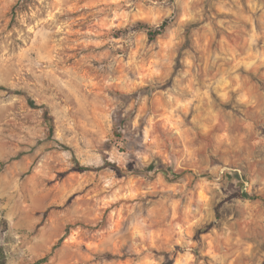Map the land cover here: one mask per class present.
Here are the masks:
<instances>
[{"label":"rangeland","instance_id":"1","mask_svg":"<svg viewBox=\"0 0 264 264\" xmlns=\"http://www.w3.org/2000/svg\"><path fill=\"white\" fill-rule=\"evenodd\" d=\"M0 86V264H264V0H0Z\"/></svg>","mask_w":264,"mask_h":264},{"label":"trees","instance_id":"2","mask_svg":"<svg viewBox=\"0 0 264 264\" xmlns=\"http://www.w3.org/2000/svg\"><path fill=\"white\" fill-rule=\"evenodd\" d=\"M136 26L139 28V29H142V30H145L147 33H148V36H149V39L150 40H154L157 36L163 34L168 26V22H163L161 25L157 26V27H152L150 25H148L147 23L145 22H142V21H138L136 22ZM195 26V24H190L187 26L186 28V32H185V35H186V41L185 43L183 44L182 46V49H186V48H189L190 47V41H191V30L192 28ZM0 88H3L2 86H0ZM11 93H21L20 91L18 90H9ZM27 99L30 101V103L32 105H34V102L30 99L29 96H27ZM46 120L50 126V129L52 130L53 129V124H52V121H51V117L48 116V114L46 115ZM77 169L78 170H88L90 169L88 166H77ZM162 171H165L163 166H161L160 168ZM246 195V194H244ZM159 264H174V260L173 259H166L165 261L159 263Z\"/></svg>","mask_w":264,"mask_h":264}]
</instances>
